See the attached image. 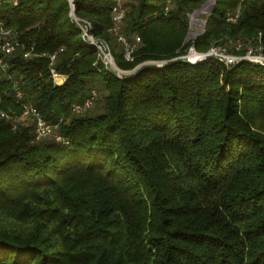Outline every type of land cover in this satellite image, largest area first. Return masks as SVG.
Returning a JSON list of instances; mask_svg holds the SVG:
<instances>
[{
    "label": "trees",
    "instance_id": "obj_1",
    "mask_svg": "<svg viewBox=\"0 0 264 264\" xmlns=\"http://www.w3.org/2000/svg\"><path fill=\"white\" fill-rule=\"evenodd\" d=\"M206 2L124 0L127 59L111 31L116 0H75L116 67L134 71L119 75L67 0H0V27L20 43L0 52V112L21 114L19 89L58 124L37 139L0 116V264H264V64L179 59L191 45L264 57V0H214L188 42ZM92 90L101 112L74 114Z\"/></svg>",
    "mask_w": 264,
    "mask_h": 264
},
{
    "label": "built area",
    "instance_id": "obj_2",
    "mask_svg": "<svg viewBox=\"0 0 264 264\" xmlns=\"http://www.w3.org/2000/svg\"><path fill=\"white\" fill-rule=\"evenodd\" d=\"M11 3H17V0H7ZM71 12L70 16L73 22L78 26L81 31L82 37L85 42L96 48L98 52V56L101 62L110 70L113 69L114 72L120 71L114 62L113 55L111 52V48L109 44L102 39L96 38L93 34V26L92 23L87 19L79 18L76 15V3L75 0H67ZM120 0H116V5L113 9V20L114 26L112 28V32L118 34V30H120L121 25L123 23V19L125 17L124 9H122L119 4ZM238 15L228 16V21L235 22ZM118 41L125 44L127 46L125 57L130 59V53L133 51L134 47H130L127 44V40L124 36L118 34ZM139 42V39H137ZM20 46L18 40L12 37L11 30L0 27V52L5 55L12 54L15 49ZM257 54L253 51V48H248L244 54H234L228 51L226 46L218 45L212 46L207 52H198L195 49L194 45H191L187 52L180 56L179 59H182L188 63L195 64L197 62H202L208 59H214L219 62H222L226 66H234L242 61H250L253 63L264 64V57L260 53L261 48L257 49ZM57 53L53 55H49L50 59V74L52 81L57 85H62L66 81V77L61 75L55 68ZM30 56V53H26L25 57ZM165 62H148L145 65L147 66H161ZM121 72V71H120ZM7 74V64L4 61L3 57H0V80ZM16 100L20 104L21 114L17 116L14 112H0V116L4 119L10 121L12 123V129L15 130L18 127L19 123L25 120H33L34 133L37 139L45 138L50 135H54L58 129V124L47 122L44 120L39 113V111L35 108V106L31 102L24 101V95L22 91L19 89L16 90L15 93ZM98 97L97 90H92L89 96L84 99L82 102L74 103L71 105V111L74 114H84L86 111L92 108L96 99ZM58 141H62L60 136H57Z\"/></svg>",
    "mask_w": 264,
    "mask_h": 264
},
{
    "label": "rangeland",
    "instance_id": "obj_3",
    "mask_svg": "<svg viewBox=\"0 0 264 264\" xmlns=\"http://www.w3.org/2000/svg\"><path fill=\"white\" fill-rule=\"evenodd\" d=\"M124 0H120L119 4L123 5ZM214 4V0H207V2L203 5V7L201 6L200 8H198L197 10H195L191 15H190V32H189V36H188V42H193L200 34L203 33L204 28H205V23L204 20L205 18L208 16V14L211 12L212 10V6ZM123 9V7H122ZM122 27V25H121ZM121 30V28H120ZM120 30H118V34L120 32ZM115 35L119 36L118 34L114 33ZM243 47L241 46V44H237L236 45V50L240 51ZM253 48V51L255 52V54H257V49L253 46H246L245 47V52L247 51V49ZM111 71H114L113 69H110ZM134 72V71H132ZM132 72H120V71H116L117 74L121 75V74H131ZM98 91V90H97ZM99 92V91H98ZM101 95L99 92V99L96 103H94V105L92 106L91 109H89L88 111H86L84 114L89 113V112H101ZM23 124H25L26 126H33L34 121L33 120H25L22 121ZM56 134V133H55ZM51 136V135H50ZM49 137V136H48Z\"/></svg>",
    "mask_w": 264,
    "mask_h": 264
},
{
    "label": "water",
    "instance_id": "obj_4",
    "mask_svg": "<svg viewBox=\"0 0 264 264\" xmlns=\"http://www.w3.org/2000/svg\"><path fill=\"white\" fill-rule=\"evenodd\" d=\"M203 7V6H202ZM213 7V6H212ZM205 23V22H204Z\"/></svg>",
    "mask_w": 264,
    "mask_h": 264
}]
</instances>
